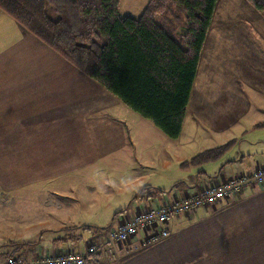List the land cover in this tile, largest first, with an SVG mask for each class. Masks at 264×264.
<instances>
[{
	"label": "crops",
	"instance_id": "crops-1",
	"mask_svg": "<svg viewBox=\"0 0 264 264\" xmlns=\"http://www.w3.org/2000/svg\"><path fill=\"white\" fill-rule=\"evenodd\" d=\"M246 21L258 45L247 37ZM240 33L242 49L254 61L244 69L238 63L235 81L248 84L264 108V16L246 0H218L190 102L212 36L221 41L218 46L214 39V50L240 51ZM219 93L208 90L203 104H214ZM187 109L172 143H143L127 123L135 116L132 109L0 9V202L28 218L15 229L0 212V264H48L46 257L67 253L86 256L85 264H264V184L176 215L158 241L143 243L146 233L140 230L126 242L101 245L111 228L135 214L194 196L264 161L262 152L251 162L242 155L191 163L205 148L182 149L185 124L194 123ZM35 196L38 202L30 205L14 202Z\"/></svg>",
	"mask_w": 264,
	"mask_h": 264
},
{
	"label": "trees",
	"instance_id": "trees-1",
	"mask_svg": "<svg viewBox=\"0 0 264 264\" xmlns=\"http://www.w3.org/2000/svg\"><path fill=\"white\" fill-rule=\"evenodd\" d=\"M120 1L0 0V9L175 139L218 0H148L138 17L122 16ZM246 1L264 16V0ZM235 141L190 162L217 159Z\"/></svg>",
	"mask_w": 264,
	"mask_h": 264
},
{
	"label": "rangeland",
	"instance_id": "rangeland-1",
	"mask_svg": "<svg viewBox=\"0 0 264 264\" xmlns=\"http://www.w3.org/2000/svg\"><path fill=\"white\" fill-rule=\"evenodd\" d=\"M147 1L148 0H121L119 4V13L122 16L127 15L138 17ZM244 25L245 26H242L246 29L247 37L251 42L254 41L255 37L252 25H249L248 21H246ZM212 37L213 41L210 39L212 48L210 42H208L204 48L198 71L197 86L192 94V100L191 102L189 101L187 106L186 117L188 120L192 119L194 123L192 126H189V124L186 125L187 123L185 124L186 128L181 135L183 141L182 149L184 151L185 147L192 148L191 152H193L196 147L201 146V148L206 149L209 144L215 146L220 144L223 140L227 142L236 138V141L221 154L217 161H220L221 163L226 159L235 157L239 158L243 155L244 160H250L251 162L256 156H258V154L261 155V153L264 152V128H255L252 126L253 123L262 122L264 120V110H260V108H264L259 107L256 98H254V91L247 86L248 84L241 81L238 83L235 80L238 76V63L239 67H242L243 69L251 68L250 64H253L254 61L253 53L249 54L248 51L242 49L241 41H243V35L241 33L239 37L237 35V42H239L240 39V49H242L240 51H236V49L228 51L226 46L221 48V50L218 48L214 50L216 43L220 46L221 41L218 40L215 35ZM214 39L217 40L216 43ZM254 43L258 45L255 41ZM240 54L241 56L239 58ZM208 90L220 92L216 98H213L214 104L210 106L203 104L204 96H206ZM198 113L201 115H198ZM134 115L135 116L130 119V122L128 120L127 123L133 126L132 130L133 132L135 131L134 134H136V137L140 138L143 143H147L146 141L154 138H156L158 143L163 142L162 139H165V144L167 145L168 143H172L171 141H174L172 140L173 138L167 137L163 132L156 128L151 120L135 112ZM201 135H206L205 142L202 141ZM249 139L255 141L252 142ZM253 148L255 149L253 150ZM148 150L152 151L151 149ZM162 151L165 152L166 149L164 148ZM261 164L263 165L264 161L257 162V164L253 166L251 172L262 167ZM200 167H203V165ZM207 169L210 170L212 168ZM183 182L185 181H179L177 184H182ZM118 184L122 183L118 182ZM114 189L115 183L112 187H109V190L113 191ZM156 195H161V193L159 192ZM33 201L38 202L36 196L34 197V200H21L20 198H17L14 202H16L17 205L21 203L30 205ZM71 201L72 203L77 202V200ZM104 203L105 202L103 201V204ZM63 204H69L66 201V198L63 199ZM152 205H155V203ZM9 207L10 204L0 202V212H5L3 217H10L9 221L14 222L15 229L18 228V222L24 220V222H21L22 227H24L26 224L25 221H27L26 219L28 218H19L18 215L15 216L14 213H9ZM42 207L43 206H41V208ZM64 208H67V206ZM110 212L112 211L108 210L107 214L103 213L101 218L105 215H109ZM3 227L5 228V225ZM2 229V226H0V235ZM46 232L48 233V231ZM104 244H108L105 239L101 241V245ZM104 249L105 251H108L109 247L107 246L106 248V246H104ZM2 251L3 248H0V252Z\"/></svg>",
	"mask_w": 264,
	"mask_h": 264
},
{
	"label": "built area",
	"instance_id": "built-area-1",
	"mask_svg": "<svg viewBox=\"0 0 264 264\" xmlns=\"http://www.w3.org/2000/svg\"><path fill=\"white\" fill-rule=\"evenodd\" d=\"M255 184H264V164L252 172H241L218 184L207 185L194 196L174 200L171 203L150 208L146 212L135 214L132 218L121 222L118 227L109 230L107 243L115 245L126 242L140 230H144L146 233L143 243L158 241L169 234V231L163 225L176 215L199 206L231 199L243 193L245 187ZM94 250V247L90 248V251ZM45 260L48 264H85L86 256L67 253L56 258L46 257ZM9 264H16V262L11 260Z\"/></svg>",
	"mask_w": 264,
	"mask_h": 264
}]
</instances>
